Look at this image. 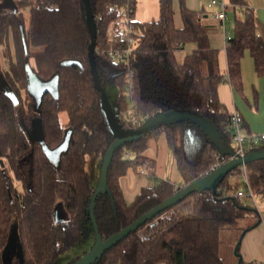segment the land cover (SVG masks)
<instances>
[{
    "label": "trees",
    "instance_id": "trees-1",
    "mask_svg": "<svg viewBox=\"0 0 264 264\" xmlns=\"http://www.w3.org/2000/svg\"><path fill=\"white\" fill-rule=\"evenodd\" d=\"M178 1L183 26L175 25V0H159L158 19L136 22L138 34L129 62H119L108 52L128 42L109 38V27L119 18L114 6L135 8V0H90L101 87L105 92L118 88L113 114L123 129L135 130L158 114L187 109L210 121L222 144L233 147L231 113L220 100L218 86L227 80L234 89H244L241 60L246 51L256 74L264 78V42L257 33L255 12L247 0H229L241 13L235 11L226 47V76L219 67L218 49L210 45V25L186 0ZM15 5L0 8V45L6 64L2 75L17 97L15 103L0 90V264L14 225L25 264H58L60 256L81 242L93 238L91 248L97 235L107 239L230 158L190 119L162 123L115 145L102 91L91 72L92 37L85 1L16 0ZM187 42L197 47L181 60L177 51ZM30 59L38 77H56V90H44L35 104L30 103L28 90ZM130 71L138 124L128 128L125 84ZM62 112L68 115L64 124ZM34 119L40 123V138L30 134ZM160 133L165 134L183 178L181 185L158 178L156 162L143 154L148 140ZM246 167L253 190H264V159ZM129 169L143 171L154 182L130 203L120 183ZM104 170L106 188L97 191L94 178L99 180ZM235 173L237 169L219 180L215 193L191 192L163 209L93 264H227L218 251L220 230L239 218L258 217L253 205L230 193L227 178ZM58 205L64 215L56 219ZM86 251L65 264H73ZM236 264L247 263L240 258Z\"/></svg>",
    "mask_w": 264,
    "mask_h": 264
},
{
    "label": "crops",
    "instance_id": "crops-1",
    "mask_svg": "<svg viewBox=\"0 0 264 264\" xmlns=\"http://www.w3.org/2000/svg\"><path fill=\"white\" fill-rule=\"evenodd\" d=\"M210 0H186L188 7L200 12L206 23L210 25L209 41L213 48L218 49L219 67L221 71L228 74V60L226 55V40L220 28L219 21L214 16L217 7L209 8ZM228 22L231 32L234 29L237 8L233 9L229 0ZM256 16L257 33L264 42V0H247ZM175 25L177 28L183 26L178 0L174 2ZM236 11V12H235ZM159 0H135V20L138 23L152 22L159 17ZM239 13H241L239 11ZM233 33V32H232ZM197 45L187 42L181 51L183 57L195 49ZM179 57V56H178ZM244 89L236 90L229 81H224L218 86V95L221 102L225 105L229 113L239 111L243 116V133H264V78L256 74L253 59L248 51L241 60ZM234 143V142H233ZM146 157L154 159L156 162V175L160 179L169 180L176 185H181L183 178L177 168L172 151L168 146L164 133L157 137H152L147 142V148L143 153ZM239 176L237 173L228 176L227 183L234 184L235 180L231 177ZM243 181V180H242ZM120 183L124 197L128 203L132 202L143 187L152 186L153 181L144 173H136L132 169L120 178ZM242 187L234 186L233 194H236ZM264 193V192H263ZM245 201L257 209L258 217L250 216L236 220L233 226H226L219 232V255L227 264H236L242 260L247 264H264V195L253 202L245 197ZM257 222V223H256ZM239 253V255H238ZM164 264V263H159Z\"/></svg>",
    "mask_w": 264,
    "mask_h": 264
},
{
    "label": "water",
    "instance_id": "water-1",
    "mask_svg": "<svg viewBox=\"0 0 264 264\" xmlns=\"http://www.w3.org/2000/svg\"><path fill=\"white\" fill-rule=\"evenodd\" d=\"M87 9V16L89 22V28L91 31L92 42L89 47V60L91 72L93 74V79L98 88L102 91V98L104 102L105 109L107 111L111 128L115 133L117 139L115 145L117 143H122L128 139L138 138L148 132L150 129L159 126L162 123H169L177 119H190L194 122H197L201 128L205 131V133L211 138L217 145L220 146L223 152L227 153L230 158L224 163L218 165L208 174L186 184L181 190L177 191L174 195L168 197L162 203L151 209L150 211L144 213L136 220L132 221L125 228L120 230L119 232L112 234L107 239L103 240L100 236L97 235V239L94 244L91 246L89 250L86 251L79 259H77L73 264H93L98 258H100L107 250L117 244L121 239L128 236L132 231L137 230V228L144 224L147 220L153 218L154 215L162 211L163 209L172 206L173 204L180 201L183 197L188 195L191 192H195L201 189H212L213 193L217 190L218 181L227 176L230 172L238 169L240 165H247L256 160L264 159V147L253 148L250 151H247L245 154L241 155L237 153L234 147H227L222 144L220 134L214 127V125L203 118L198 113L187 110V109H178L171 112L169 115L158 114L157 116L150 118L143 125L138 127L137 129H123L115 120L114 112L112 107L109 106V101L106 96V92L102 89L96 58H95V38L97 35L96 26L94 24L93 13L91 10L90 0H84ZM0 90H3L7 95L11 96L15 103H17V97L7 83L2 73L0 72ZM210 125L212 129L211 133L205 130V123ZM211 136V137H210ZM65 145H67L68 141L65 140ZM111 150L108 155V159L110 157ZM107 159V160H108ZM101 179H99V183L97 185V191L106 188V173L105 170L102 172ZM239 255V253H238ZM241 258V256H240ZM17 263H16V262ZM3 263L4 264H25L23 246L20 240L18 227L14 225L11 228L10 236L8 242L3 250Z\"/></svg>",
    "mask_w": 264,
    "mask_h": 264
},
{
    "label": "built area",
    "instance_id": "built-area-1",
    "mask_svg": "<svg viewBox=\"0 0 264 264\" xmlns=\"http://www.w3.org/2000/svg\"><path fill=\"white\" fill-rule=\"evenodd\" d=\"M208 6L209 8L217 7V10L214 12V16L219 21L220 28L225 36L227 47L229 40L232 37L230 24L228 22V4L225 0H210ZM114 8L117 9L119 13V18L115 25H111L109 27V38L111 41H113L116 37H120L121 40L127 41L128 44L124 47H116V49H111L109 50L108 54H110L116 61L129 62L130 54L136 42V38L134 37V35L138 34L135 20V8L132 7L130 4H125L122 6L115 5ZM178 46L180 48L182 47L180 45ZM182 50L179 49L177 51V56H179L178 58H180ZM132 78L133 72L130 71L127 75V81L125 84V91L130 106L127 111V119L124 124L125 127L128 128L134 127L138 124V116L136 115L135 110L132 106L131 99V88L133 82ZM230 128L232 132V140L235 143L234 149L237 153L241 155L245 154L247 151H250L253 148H258L260 147V145L264 144V133H243V117L239 111H234L231 113ZM126 155L129 156V154ZM238 171L242 174L244 186L241 190L236 192V195L239 197H249L251 199H254V190L248 180L246 165H240L238 167Z\"/></svg>",
    "mask_w": 264,
    "mask_h": 264
},
{
    "label": "rangeland",
    "instance_id": "rangeland-1",
    "mask_svg": "<svg viewBox=\"0 0 264 264\" xmlns=\"http://www.w3.org/2000/svg\"><path fill=\"white\" fill-rule=\"evenodd\" d=\"M16 0H0V8L6 7V8H11L14 9L16 8L15 5ZM233 32V30H232ZM4 46L0 45V72L2 73V70L5 68L6 64L4 61L3 57V50ZM27 73H28V90L30 94V103L35 104L39 101L41 94L43 93L44 90L49 89L52 91L56 90V77H51L50 79H41L38 77L35 73V63L33 59H30L27 63ZM106 96L108 98V103L109 106L112 107L113 110L116 109V104H117V96H118V88L117 87H109L106 89ZM60 120L64 124L68 120V115L67 112H62L60 114ZM33 133H30L34 138H40L41 136V127L38 119H34L32 127H29ZM205 130L208 131V133L212 132V129L210 128V125L208 126V123H205ZM211 137V136H210ZM233 147L235 148V143H233ZM26 168V167H25ZM238 171V169H237ZM240 176L242 177L241 172H239ZM101 176V175H100ZM99 177V176H98ZM99 179H101L99 177ZM230 179H234L235 182L234 184L230 183L229 191L230 193H233L234 186L239 185L243 188L244 183L240 179L239 176L231 177ZM94 183L98 185L99 180L98 178H94ZM264 190H256L254 189V199L250 198L255 202L256 200L260 199L264 195ZM249 199L248 197H245ZM245 201L246 199H242ZM261 200V199H260ZM64 215V212L62 210L61 205L57 206L56 209V219L60 218L61 216ZM93 242V238H90L87 241H83L80 244H78L76 247H74L72 250L69 252L65 253L64 255L60 256L58 260V264H65L68 260L75 258L78 255H81L85 250H89L90 248V243Z\"/></svg>",
    "mask_w": 264,
    "mask_h": 264
},
{
    "label": "flooded vegetation",
    "instance_id": "flooded-vegetation-1",
    "mask_svg": "<svg viewBox=\"0 0 264 264\" xmlns=\"http://www.w3.org/2000/svg\"><path fill=\"white\" fill-rule=\"evenodd\" d=\"M16 262V261H15ZM17 263V262H16ZM16 263H14V264H16Z\"/></svg>",
    "mask_w": 264,
    "mask_h": 264
},
{
    "label": "bare ground",
    "instance_id": "bare-ground-1",
    "mask_svg": "<svg viewBox=\"0 0 264 264\" xmlns=\"http://www.w3.org/2000/svg\"><path fill=\"white\" fill-rule=\"evenodd\" d=\"M168 196V195H167Z\"/></svg>",
    "mask_w": 264,
    "mask_h": 264
}]
</instances>
